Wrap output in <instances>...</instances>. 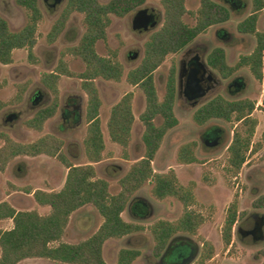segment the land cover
<instances>
[{
  "label": "trees",
  "instance_id": "trees-1",
  "mask_svg": "<svg viewBox=\"0 0 264 264\" xmlns=\"http://www.w3.org/2000/svg\"><path fill=\"white\" fill-rule=\"evenodd\" d=\"M197 1L195 24L189 26L183 20L189 12L186 0H159L163 11L162 26L145 43L140 63L127 73L126 82L131 87L138 88L145 98V109L139 116L143 128L141 141L144 155L121 177L119 192L112 195L110 184L105 179L97 177L95 168V165L104 160L105 152L99 119L101 98L96 82L103 80L120 83L124 68L116 50L106 47L107 55L100 56L96 51V45L99 42L106 43L107 29L112 16L125 18L145 5L147 0H110L105 4L98 0H65L64 10L47 36V42L55 43L72 15L82 16L85 32L78 43L67 48L65 53L79 59L84 65V71L75 76L69 71L66 63L60 60L53 71L42 74L40 82L50 93L52 100L48 106L38 110L25 126L41 133L46 122L54 118L60 108L58 86L60 78H78L81 91L86 98V135L83 140L86 163L80 165L71 163L62 153L63 141L54 135L47 134L33 143L25 144L13 140L5 133H0V173H4L17 158L40 156L58 160L67 170L64 184L59 191L25 190L26 194L32 195L39 207L49 209L46 215H41L36 210L17 211L6 201L0 203V222L12 221L10 230H0V264H20L26 260H47L61 264H107L103 255L105 243L122 240L147 230L153 241L152 255L159 259L176 235L198 236L204 217L193 209L196 205L194 185L184 187L179 183L173 170L156 173L152 167L165 137L178 126L174 111L176 96L174 61L167 76L162 99L156 92L153 73L167 57L177 54L210 28L226 24L231 19V13L225 6L213 0ZM250 1V15L237 24L236 31L254 40L252 51L241 56L238 63L231 67L226 63L225 51L215 49L209 55L208 63L224 78H230L236 72L248 69L252 77L264 85V32L257 31L264 0ZM16 3L26 11V23L19 31L13 32L7 21L0 16V64L3 66L13 63V52L16 50L27 49L29 57L32 56L37 41L38 25L42 21L38 0H17ZM27 89L28 83L20 85L11 104H21ZM262 102L264 105V100ZM5 106L0 100V112ZM132 106L133 93H127L111 108L106 125L110 141L122 148L125 159L128 158L127 150L135 123ZM255 106L254 101L248 99L225 100L217 97L192 117L198 126H204L213 120L231 125L239 124L240 130L237 129V125L227 148L226 171L234 179L245 165L248 153L254 154L261 148L260 145L256 147L251 145L257 126V121L252 118ZM158 120L160 123H157ZM262 138L264 140V135ZM197 147L196 142L181 145L176 155L178 164L197 163ZM147 183H152L150 194L154 200L162 202L173 199L180 203L182 214L176 221L159 220L145 228L139 223L123 220L122 214ZM86 206L98 212L103 221L101 226L86 240L73 244L64 242L63 237L72 214ZM252 208L264 210V194L253 201ZM244 214L238 212L236 203L229 206L221 230L225 247L231 246L234 227ZM140 256L141 252L137 249L123 248L118 252L117 264H133ZM213 257V246L201 241V253L194 264H205ZM261 264H264V257Z\"/></svg>",
  "mask_w": 264,
  "mask_h": 264
},
{
  "label": "rangeland",
  "instance_id": "rangeland-1",
  "mask_svg": "<svg viewBox=\"0 0 264 264\" xmlns=\"http://www.w3.org/2000/svg\"><path fill=\"white\" fill-rule=\"evenodd\" d=\"M17 0H0V16L3 17L13 32L19 31L26 23V11L18 6ZM107 3L110 0H98ZM219 4L221 0H213ZM230 1V0H226ZM245 4V9L232 13L228 23L211 28L205 34L197 38L198 47L193 51L198 52L208 44L207 54L217 46L226 49L227 62L234 66L243 55H248L253 48V39L242 36L236 32V26L250 13V0H238L236 4ZM38 6L42 11V21L38 25L37 41L29 57L27 49L13 52V63L9 66L0 64V100L6 105L0 112V133H5L19 143H32L40 137L52 134L63 141V154L73 164H85L86 158L83 148V140L86 135L85 109L86 98L81 91L80 80L76 77H61L59 91L61 105L54 118L47 121L41 133L28 129L25 123L33 117L35 112L51 103L52 97L47 89L41 84L40 77L44 73L53 71L62 60L66 63L70 72L77 76L84 71L83 63L73 56L65 53L67 48L78 43L84 34L82 16L74 14L68 21L65 32L51 46L46 41L54 21L59 17L65 1L53 10H50L44 0H38ZM186 8L189 11L183 18L189 26L195 24V12L198 8L197 0H186ZM149 10L158 17L157 30L162 23L163 12L159 0H147L146 4L139 10ZM136 13V12H135ZM135 13L125 18H111V25L107 29L106 43H98L96 51L100 56H106L108 47L116 50L118 58L124 68V75L120 83L98 80L97 87L101 98L99 119L105 142L104 160L95 165L97 177L105 179L110 184V192L115 195L119 192V180L129 167L144 155L141 141L143 128L139 116L145 109V98L138 89L131 87L126 82L127 73L137 67L142 59L143 46L150 33H138L133 31L132 22ZM264 19V18H263ZM264 21V20H262ZM264 31V22L258 28ZM222 30L233 38L232 41L224 42L217 32ZM151 31V32H152ZM209 42V43H207ZM64 56H62V54ZM137 55L131 59L130 56ZM182 54L169 56L165 62L154 73V84L158 97L162 99L165 93L167 75L172 61L182 59ZM218 78L219 75L215 74ZM245 79L246 87L238 94L231 95L227 91L228 84L233 79L223 80L220 95L228 99H250L255 103V111L252 118L257 121V126L252 137V147L260 145L256 153H248L246 163L237 178H231L226 171L227 150L231 143L233 131L237 125L222 122H213L204 127H198L192 122L193 109H191L183 98L176 102L175 115L178 126L170 131L164 139V143L158 152L152 167L156 173H165L173 170L179 183L188 187L194 185L196 205L193 208L204 217V223L196 237L186 234L176 235L171 241L169 252L170 264L175 263L178 254H187L188 249L181 243H190L195 249V256L189 264H194L201 253V241L210 243L214 248V257L205 264H261L264 257V210L252 208L253 201L264 194V92L262 84L255 81L247 69H243L236 76ZM28 83V89L19 105L11 104L17 94L20 85ZM127 93H133V114L135 123L132 128V137L127 150L128 160L123 156L120 146L112 143L107 133V122L111 108ZM37 94L40 100L35 102ZM37 100V99H36ZM77 109V121L71 117V113ZM70 113V114H69ZM62 114L69 118L62 119ZM9 117L11 120L8 121ZM160 123V120L157 121ZM217 127L222 130V143L213 149L206 148L202 143V137L211 129ZM196 142L197 163L180 165L176 160L179 147L185 143ZM66 169L54 158L44 156L36 158H17L12 162L4 173H0V203L8 202L17 211L36 210L41 215L49 212L47 207H39L32 195L26 194V189L59 191L66 178ZM152 183H147L139 192L130 207L122 214L127 222H135L149 228L159 220L176 221L182 214L180 203L173 199L158 202L151 197ZM137 204L136 208H133ZM233 203L237 204L238 212H244L233 231L231 246L225 247L221 230L224 225L227 210ZM140 204H146L148 209L142 208ZM141 214V217L139 213ZM256 217L261 225L260 233L255 236L251 233L256 224ZM140 218V219H136ZM102 223L98 212L86 206L76 212L68 224L63 237L64 242L78 243L90 238ZM8 220L0 222V230L11 228ZM137 249L141 256L133 264H162L161 258L156 259L152 255L153 241L149 231L135 234L118 241H108L103 247V255L107 264H117L118 252L123 249ZM166 256L163 264L168 260ZM20 264H61L47 260H27Z\"/></svg>",
  "mask_w": 264,
  "mask_h": 264
},
{
  "label": "flooded vegetation",
  "instance_id": "flooded-vegetation-1",
  "mask_svg": "<svg viewBox=\"0 0 264 264\" xmlns=\"http://www.w3.org/2000/svg\"><path fill=\"white\" fill-rule=\"evenodd\" d=\"M63 1L65 0H62L60 3L56 4L54 7L53 6H50V2H47L46 0H44V3L45 5L50 9V10H53L57 7V5H60ZM222 3L221 5L225 6L231 13V16H232V13H235V11H240L241 9H245V4L242 5H237L236 2L238 0H230V1H226V0H221ZM109 2V1H108ZM107 2V3H108ZM105 4V3H104ZM144 6V5H143ZM142 6V7H143ZM140 7V8H142ZM140 8H138L137 10H135L134 12L132 13H135V16L133 18V22H132V29L133 31L135 32H138V33H143V34H146V33H150L149 36H148V39L149 37L154 33L156 32L157 30L160 29V27L162 26V23H163V18H162V23H161V26L155 30V31H152L155 29L156 25H157V20H158V17L155 15L154 12L152 11H149V10H139ZM64 10V8H63ZM62 10V11H63ZM42 12V11H41ZM163 12V11H162ZM250 12H251V1H250ZM62 13V12H61ZM60 13V15H61ZM131 13V14H132ZM261 13V12H260ZM59 15V17H60ZM130 15V14H129ZM250 15V13H249ZM248 15V16H249ZM73 16V15H72ZM71 16V17H72ZM128 16V15H127ZM126 16V17H127ZM152 16V17H151ZM247 16V17H248ZM58 17V18H59ZM70 17V18H71ZM114 17V16H112ZM111 17V18H112ZM246 17V18H247ZM57 18V19H58ZM56 19V20H57ZM56 20L54 21V23L56 22ZM149 20H151L149 22ZM259 20V19H258ZM153 21H156V24L152 27H150V23L153 22ZM138 22L142 23L144 26V28H142L140 31L138 30ZM229 22V21H228ZM227 22V23H228ZM53 23V25H54ZM258 23V22H257ZM68 24V22H67ZM67 24L65 26V29L64 31L62 32V34L65 32L66 28H67ZM52 25V27H53ZM111 25V24H110ZM51 27V29H52ZM110 27V26H109ZM136 27V29H135ZM213 28V27H212ZM50 29V31H51ZM211 29V28H210ZM209 29V30H210ZM49 31V33H50ZM152 31V32H151ZM208 31V30H207ZM206 31V32H207ZM205 32V33H206ZM237 32V31H236ZM49 33L47 34V36L49 35ZM203 33V34H205ZM238 33V32H237ZM61 34V35H62ZM201 34V35H203ZM239 34V33H238ZM60 35V36H61ZM47 36H46V41H47ZM59 36V37H60ZM200 36V35H199ZM198 36V37H199ZM217 36L224 42H228V41H232L233 38L231 37V35H229L228 33H225L223 32L222 30H219L217 32ZM243 36V35H242ZM58 37V38H59ZM82 37V36H81ZM80 37V39H81ZM197 37V38H198ZM197 38L191 42L188 46H186L184 49H182L181 51H179L177 54H182V59H180L179 61H174V68H175V80H176V96H175V107H176V102L178 99L180 98H183V100L186 102V104L191 108L193 109V114H192V117L193 115L199 110L201 109L202 107H204L206 104H208L210 101H212L213 99L217 98V97H221L225 100H243V99H228L227 97H224L218 93H220V91H222V87H223V82H222V79L223 80H229V79H232L231 82L228 84V87H227V91L229 92V94L231 95H235V94H238L240 93L241 91L244 90V88L246 87V83H245V79L242 77V76H236L239 72H241L242 70L236 72L232 77L230 78H224L222 76V74L217 71V70H214L208 63V57L209 55L215 50V49H222L225 51V55H226V63L228 64L227 62V53H226V49L223 48V47H220V46H217V47H214L208 54H207V49H208V44L204 45L202 47V49L198 50V52H195L193 51L194 48L198 47L200 44L198 43L197 41ZM79 39V40H80ZM148 39L146 40V42L148 41ZM58 40V39H57ZM56 40V41H57ZM78 40V41H79ZM55 41V42H56ZM254 41V40H253ZM145 42V43H146ZM48 43V42H47ZM100 43V42H99ZM102 43V42H101ZM144 43V45H145ZM209 43V42H207ZM255 43V42H254ZM49 44V43H48ZM54 44V43H53ZM53 44H49V45H53ZM98 44V43H97ZM97 46V45H96ZM254 47V45H253ZM253 49V48H252ZM143 51H144V46H143ZM252 51V50H251ZM250 51V52H251ZM249 52V53H250ZM177 54H173L171 56H174V55H177ZM137 55H132L130 56L131 59H134L136 58ZM142 58H143V52H142ZM119 59V58H118ZM142 60V59H141ZM238 63V62H237ZM236 63V64H237ZM235 64V65H236ZM229 65V64H228ZM234 65V66H235ZM230 66V65H229ZM172 67V64L170 66V69ZM233 67V66H231ZM169 69V71H170ZM158 70V69H157ZM248 70V69H247ZM156 72V71H155ZM154 72V73H155ZM249 72V70H248ZM153 73V75H154ZM169 74V72H168ZM215 74L219 75L220 77L218 78ZM250 74V72H249ZM168 76V75H167ZM250 76L252 77V75L250 74ZM154 77V76H153ZM253 78V77H252ZM254 79V78H253ZM255 81H257L256 79H254ZM259 82V81H257ZM261 83V82H259ZM262 84V83H261ZM262 87H263V92H264V85L262 84ZM37 99V100H36ZM36 99H35V102L36 101H39L40 100V94H37L36 96ZM247 99V98H245ZM250 100V99H248ZM252 101V100H251ZM60 105H61V100H60ZM262 105H263V102H262ZM46 107V106H44ZM44 107H41V108H44ZM41 108H39L38 110H40ZM60 109V108H59ZM37 110V111H38ZM36 111V112H37ZM59 111V110H58ZM174 111H175V108H174ZM35 112V113H36ZM70 114V113H69ZM71 117L74 119V121H77V109H74L73 112L71 113ZM67 117H65L63 114H62V119H66ZM11 120V117H9L8 121ZM65 122H69V118H67L65 120ZM192 122L194 123L193 119H192ZM213 122H222V123H225V124H228L226 122H223V121H220V120H213L209 123H207L206 125L210 124V123H213ZM195 124V123H194ZM196 125V124H195ZM204 125V126H206ZM198 126V125H196ZM204 126H198V127H204ZM222 130L218 129L217 127H214V129H211L209 132H207L205 135H203L202 137V143L203 145L206 147V148H209V149H213V148H216L218 147L223 139V135H222ZM52 135V134H51ZM55 136V135H54ZM41 138V137H40ZM35 142V141H34ZM217 143V144H214L212 145L213 143ZM33 143V142H32ZM229 146V145H228ZM228 148V147H227ZM226 148V150H227ZM45 157V156H44ZM138 204V203H137ZM137 204L133 206V208H136L137 207ZM142 208H145V209H148L147 205L146 204H140ZM130 207V206H129ZM140 214V217H141V214H143L142 212L139 213ZM144 215V214H143ZM258 221L259 219L256 217V224H255V227L252 229L251 233L255 236L256 234L260 233V227L261 225L258 224ZM183 244L185 247H187L188 249V252L187 254H178V257L176 259V262L175 263H172V264H189L191 259L194 258L195 256V249L191 246V244L188 242V243H181ZM170 245L171 243L169 244V246L167 247L166 251L163 253V255L160 257L161 258V262L163 264V259L168 256V260L166 261V264H170V259H169V255L172 254V248H170ZM171 250V252H169ZM189 260V262H187V260Z\"/></svg>",
  "mask_w": 264,
  "mask_h": 264
},
{
  "label": "crops",
  "instance_id": "crops-1",
  "mask_svg": "<svg viewBox=\"0 0 264 264\" xmlns=\"http://www.w3.org/2000/svg\"><path fill=\"white\" fill-rule=\"evenodd\" d=\"M264 18V9L261 11V13H260V16H259V20H258V23H257V31H259V32H264V31H260L258 28L263 24V22L264 21H262V20H264L263 19ZM253 43H254V41H253ZM47 158V157H46ZM15 161V160H14ZM13 161V162H14ZM67 171V170H66ZM66 174H67V172H66ZM64 184V183H63ZM116 195V194H115ZM137 204V203H136ZM83 208H81L80 210H82ZM80 210H78V211H76V212H79ZM75 212V213H76ZM75 213H73L72 214V216L75 214ZM124 214V213H123ZM72 216H71V218H70V221H71V219H72ZM140 217V216H139ZM136 219H140V218H136ZM9 222H11V224H12V221L11 220H8ZM103 222V221H102ZM70 223V222H69ZM102 224V223H101ZM101 224H100V226H101ZM99 226V227H100ZM68 227H69V225H68ZM68 227H67V229H68ZM99 227L95 230V232L99 229ZM11 228H12V225H11ZM10 228V229H11ZM10 229H8V230H10ZM5 231V230H4ZM95 232H93V234L95 233ZM92 234V235H93ZM66 236V235H65ZM130 237V236H129ZM127 238V237H126ZM64 240V239H63ZM66 243H68V242H66ZM27 261V260H26ZM22 263V262H21Z\"/></svg>",
  "mask_w": 264,
  "mask_h": 264
},
{
  "label": "water",
  "instance_id": "water-1",
  "mask_svg": "<svg viewBox=\"0 0 264 264\" xmlns=\"http://www.w3.org/2000/svg\"><path fill=\"white\" fill-rule=\"evenodd\" d=\"M47 2H50V6H55L56 4H58V3H60L62 0H46ZM152 17V16H151ZM151 20H149V22H150ZM156 24V21H153V22H151L150 23V27H152V26H154ZM144 25L142 24V23H140V22H138V30L140 31L142 28H144L143 27ZM135 29H136V27H135ZM214 144H217L216 142L215 143H213L212 145H214ZM189 260L190 259H188L187 260V262H189Z\"/></svg>",
  "mask_w": 264,
  "mask_h": 264
}]
</instances>
